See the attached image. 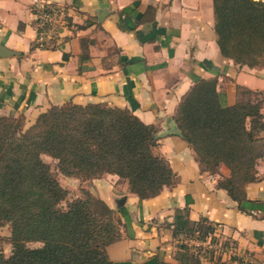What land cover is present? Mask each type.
I'll return each mask as SVG.
<instances>
[{
	"label": "crops",
	"instance_id": "crops-1",
	"mask_svg": "<svg viewBox=\"0 0 264 264\" xmlns=\"http://www.w3.org/2000/svg\"><path fill=\"white\" fill-rule=\"evenodd\" d=\"M33 1L0 0V46L16 53L0 57V115L24 116L29 128L52 106L128 109L157 128L155 154L177 176L174 187L140 201L116 175L81 185L79 179L57 173L70 196L81 197L84 188L117 212L128 213L127 222L120 217L122 238L107 248L113 264H141L156 256L177 264L182 238L174 236L173 223L176 211L185 208L191 221L208 220L223 238L264 264V157L257 165L259 180L245 188L243 212L218 188L230 170L224 165L217 175L204 170L174 120L180 102L202 80H217L225 106L238 102V87L264 94V62L249 67L221 54L214 0H48L67 6L72 22L54 49L33 46ZM10 237L11 226L0 227V253L6 256L12 251ZM229 264L239 263L234 259Z\"/></svg>",
	"mask_w": 264,
	"mask_h": 264
},
{
	"label": "trees",
	"instance_id": "trees-1",
	"mask_svg": "<svg viewBox=\"0 0 264 264\" xmlns=\"http://www.w3.org/2000/svg\"><path fill=\"white\" fill-rule=\"evenodd\" d=\"M215 31L221 54L237 64L264 52V2L214 0ZM34 48L35 45H33ZM67 58V56H64ZM254 92L238 87V93ZM262 104L241 101L225 106L217 80L196 83L180 102L174 120L204 170L212 175L226 166L231 176L218 188L247 212L245 188L259 180L257 165L264 157ZM158 130L128 109L101 104L52 106L29 128L25 117L0 115V227L11 226L9 256L0 264H113L107 248L122 238L121 218L91 191L62 204L70 196L57 173L91 180L112 174L126 180L140 201L159 196L177 184L170 163L155 154ZM49 157L55 167L45 161ZM57 171V172H56ZM253 205L254 202H252ZM177 210L173 233L177 239L205 241L215 225L188 218ZM31 243L41 247L30 248ZM177 264H200V249L181 244ZM215 264H225L220 259ZM141 264H173L158 256Z\"/></svg>",
	"mask_w": 264,
	"mask_h": 264
},
{
	"label": "built area",
	"instance_id": "built-area-1",
	"mask_svg": "<svg viewBox=\"0 0 264 264\" xmlns=\"http://www.w3.org/2000/svg\"><path fill=\"white\" fill-rule=\"evenodd\" d=\"M37 31L34 45L40 49H54L64 38V34L72 29L70 22V9L65 5L52 3L48 0H34L31 8ZM180 244L200 249V260L220 259L229 264L234 259L239 264H259L254 255L242 251L232 240L220 235L217 226L213 235L205 241L196 237L182 238Z\"/></svg>",
	"mask_w": 264,
	"mask_h": 264
},
{
	"label": "rangeland",
	"instance_id": "rangeland-1",
	"mask_svg": "<svg viewBox=\"0 0 264 264\" xmlns=\"http://www.w3.org/2000/svg\"><path fill=\"white\" fill-rule=\"evenodd\" d=\"M257 1V0H256ZM263 53L262 52L261 54L257 55V56H254L251 58V60H249V62H251V64H255L256 62L258 63V66H262L263 65V62L264 60H262L263 58ZM239 100L241 101H252L253 103H261L262 104V113H264V94H261V93H253V94H249V93H246V92H241L239 94ZM45 161L48 162L49 164H51L52 166H55V161H53L52 159H50L49 157H44ZM222 166V165H221ZM204 169V167H202ZM81 182V185L83 184L82 182H84L85 180H80ZM80 189V187H79ZM78 192V191H75V193ZM82 194V192H81ZM79 198V197H78ZM73 200V199H76L74 198V196H68V199L63 202L62 204V207L63 208H67V203L70 201V200ZM30 248H38V247H41L42 244L40 243H31L28 245Z\"/></svg>",
	"mask_w": 264,
	"mask_h": 264
},
{
	"label": "water",
	"instance_id": "water-1",
	"mask_svg": "<svg viewBox=\"0 0 264 264\" xmlns=\"http://www.w3.org/2000/svg\"><path fill=\"white\" fill-rule=\"evenodd\" d=\"M258 1V0H257ZM16 53L12 52V51H8L6 50L4 47L0 46V57L3 56H9V55H15ZM180 134V133H179ZM94 194V193H93ZM95 196H97L96 194H94Z\"/></svg>",
	"mask_w": 264,
	"mask_h": 264
}]
</instances>
